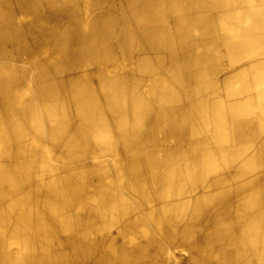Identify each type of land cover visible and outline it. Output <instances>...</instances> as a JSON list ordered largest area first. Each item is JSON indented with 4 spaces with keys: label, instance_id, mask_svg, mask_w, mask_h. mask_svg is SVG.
Wrapping results in <instances>:
<instances>
[{
    "label": "bare ground",
    "instance_id": "6f19581e",
    "mask_svg": "<svg viewBox=\"0 0 264 264\" xmlns=\"http://www.w3.org/2000/svg\"><path fill=\"white\" fill-rule=\"evenodd\" d=\"M0 264H264V0H0Z\"/></svg>",
    "mask_w": 264,
    "mask_h": 264
},
{
    "label": "rangeland",
    "instance_id": "374dc122",
    "mask_svg": "<svg viewBox=\"0 0 264 264\" xmlns=\"http://www.w3.org/2000/svg\"><path fill=\"white\" fill-rule=\"evenodd\" d=\"M184 256L183 255H178V258L179 259H182Z\"/></svg>",
    "mask_w": 264,
    "mask_h": 264
}]
</instances>
